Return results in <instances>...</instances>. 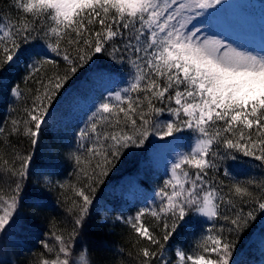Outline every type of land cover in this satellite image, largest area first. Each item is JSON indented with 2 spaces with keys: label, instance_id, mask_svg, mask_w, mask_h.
Masks as SVG:
<instances>
[{
  "label": "snow or ice",
  "instance_id": "obj_1",
  "mask_svg": "<svg viewBox=\"0 0 264 264\" xmlns=\"http://www.w3.org/2000/svg\"><path fill=\"white\" fill-rule=\"evenodd\" d=\"M220 2L13 0L16 22L7 18L0 22V69L16 65L24 55L22 45L32 41L43 40L47 51L29 56L23 80L36 87L28 89L31 95L25 100L23 117L0 127V135L27 138L35 146L53 101L95 54L103 52L130 68L128 86L109 92L79 129L77 149L69 157L82 183L73 186L76 199L66 209L74 226L67 240L53 231L49 235L54 243L41 241L47 255L41 253L37 264H92L83 251L73 260L72 245L97 187L115 167L113 161L124 149L143 146L150 135L167 137L184 129L195 134L194 144L172 163L170 178L157 193L158 203L115 219L130 225L137 243L144 245L136 252V264H230L240 233L255 218L251 211L245 213L243 205L254 203L264 211V199L249 186L264 192V180L225 184L220 166L228 159L252 157L264 167V54L255 55L224 38L201 36V29L189 28L195 17ZM61 64L62 71L39 75L44 65L60 69ZM12 93L22 96L19 85ZM165 113L168 119L163 120ZM4 143L10 145V140ZM6 157L0 153V170L11 194L0 195V232L14 222L32 160L30 152L21 155L14 147L12 158ZM93 159L98 162L93 164ZM223 176L229 177L230 170L225 168ZM45 181L51 185L47 177ZM58 186L63 189L65 184ZM190 213L208 221L195 245L203 254L177 248L172 260L168 242ZM145 216L154 224H147Z\"/></svg>",
  "mask_w": 264,
  "mask_h": 264
},
{
  "label": "trees",
  "instance_id": "obj_2",
  "mask_svg": "<svg viewBox=\"0 0 264 264\" xmlns=\"http://www.w3.org/2000/svg\"><path fill=\"white\" fill-rule=\"evenodd\" d=\"M256 1L258 3L256 11L264 12V0ZM17 15L13 0H0V22H3L7 18L12 23H15ZM41 45H45V42L43 40H36L27 45H22V49ZM51 57L55 58L54 54H51ZM62 69V64L60 69H57L53 65H44L40 69L39 75H51L54 71H62ZM128 70H130L128 65L116 63L103 52L95 54L93 59L84 66V69L73 77L61 90V94L53 101L50 114L59 110L66 97L75 92L80 85L88 82L91 77L101 73ZM26 75L27 69H17L13 66L11 68L0 69V127L6 124L10 126L12 119L23 117L25 100L31 95L28 89L36 87L31 80L27 83L24 82L23 77ZM17 85H19L22 92L20 98H17L12 93V88ZM161 119H168V114L165 113ZM51 135L52 131L46 124L43 126L38 137V143L35 146H30V141L27 138L15 136L9 138L0 135V153L7 154L6 158H12L13 147L21 155H26L29 152L32 155L30 177L22 185L18 209L14 214V222L10 224L9 229L3 231L6 232L8 237H11V240L9 244H5V246L8 244L7 250H9L0 259V264H37V261L41 258V253L47 255L46 250L42 248L41 241H48L50 244L54 243L52 237L49 235L53 231L57 232V234L63 233L67 240V236L74 226L73 215L66 210L70 206V202L76 199L73 186L79 187L82 183V177L78 175L79 170L74 160L67 157L63 160L64 170L62 177H65V179L60 182L65 184L63 189L59 188L58 183H51V185L39 183L32 174V166L41 164V159L36 156L39 145L42 141L50 142ZM245 135H247V131ZM176 136H179L187 145H190L195 139V134L187 129L167 137L150 135L143 146H130L122 151L118 160L113 161L115 167L109 172V176L105 178V182L97 187L89 214L83 225L77 227L79 235L76 238L75 244L72 245L71 258L73 260H76L83 251L92 264H122V262L123 264H136V252L140 246H144L143 243H137V236L130 225L117 221L115 218L103 220L101 215L96 212L95 204L97 200H104L115 206L116 201L119 200L116 197H111L115 196V194H109V190L111 189L113 193L117 194L115 192L116 188L130 178L145 189L147 196L144 199L138 197L130 201V204L126 208L129 215L134 216L139 209L158 203L159 198L157 193L164 181L170 178L171 168L164 165L163 167L155 166L152 163L151 150L160 147L161 144ZM6 139L10 140V145L4 143ZM58 147L61 148L58 145L55 146L56 149ZM183 149L187 152L185 148ZM96 162H98L96 159L92 160L93 164ZM99 162L102 163V159ZM242 162L251 165V170L244 176H240L237 179L223 176L225 168L228 169L233 167L232 165ZM260 164V161L252 157H241L236 161L228 159L221 163L220 176L224 179L225 184H231L235 181L246 182L248 180L260 182L264 180V167H260ZM83 167L89 173L91 172V168L87 163ZM249 187L255 196L264 199V192L261 189L255 186ZM0 188H3V192H0V195H3L5 198L11 194L9 186L3 178L2 170H0ZM119 195L126 198L125 194ZM243 208L245 213L251 211L255 218L249 221L248 226L240 233L236 241V247L231 258L233 264H252L259 249L257 237L264 235V211L259 210L258 206L254 203L244 204ZM144 220L149 225L154 224L150 216H145ZM183 222H180V226L168 242V245L174 242L177 234L181 232ZM3 232H0V234ZM29 234L32 235V240L26 244L29 239H26L24 235ZM200 253L203 254L202 252Z\"/></svg>",
  "mask_w": 264,
  "mask_h": 264
},
{
  "label": "rangeland",
  "instance_id": "obj_3",
  "mask_svg": "<svg viewBox=\"0 0 264 264\" xmlns=\"http://www.w3.org/2000/svg\"><path fill=\"white\" fill-rule=\"evenodd\" d=\"M165 0H161V3ZM171 3V0H167ZM184 0H177V3ZM241 0H221L220 4L205 10V13L200 17H195L189 28L195 31L196 28L201 29V36L216 37L226 39L234 46H238L244 50L251 51L255 55L264 54V23L261 24L262 15L254 13L251 8V2L240 3ZM239 6V8H238ZM212 15V16H211ZM219 16L222 19L218 22L212 21L214 16ZM211 16V18H210ZM45 48L40 46H31L24 49L23 58L13 65L17 69H27L26 65L31 63L29 56H35L36 52H46ZM130 80V71L122 72V74L113 75H97L91 77L88 82L83 83L75 92L68 95L65 101L61 104L59 110L49 114L46 125L51 129L52 135L50 142L42 141L37 150V158L41 159L40 165L32 164V174L39 183L48 184L45 177L51 183H60L64 181L62 177L64 166L63 160L69 157L77 149V134L79 129L85 126V122L98 105L105 100L109 92H115L121 88L128 86ZM55 144V145H54ZM194 140L190 145V150ZM58 145V149L55 146ZM188 145L179 138L169 139L160 147L151 150L152 163L155 166H166L171 168L178 156L185 153L182 147ZM249 170V166L240 164L230 170L232 176L242 175ZM116 193L111 189L109 194H115L117 200L115 206L104 200H97L96 212L99 213L103 220L115 218L117 216L128 217L127 206L130 201L136 197L143 195V190L133 179L125 180L116 188ZM119 194H125L126 198ZM129 199V200H128ZM128 200V201H127ZM181 232L177 234L175 241L168 245V257L175 260V250L180 248L186 254H201L200 250L195 249L196 242L200 239L203 229L208 227L206 218L194 214L186 219ZM8 226L6 229H9ZM31 234L24 235L29 241L32 238ZM11 237L6 235V232L0 234V259L7 254V246ZM7 246H5V244ZM5 246V247H4ZM258 253L252 264H264V237L258 241ZM195 249V250H194ZM214 258V256L212 257ZM191 264V262H188ZM230 264H233L230 259Z\"/></svg>",
  "mask_w": 264,
  "mask_h": 264
}]
</instances>
